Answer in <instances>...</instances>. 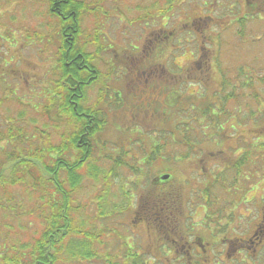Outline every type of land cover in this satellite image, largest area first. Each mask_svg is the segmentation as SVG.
Instances as JSON below:
<instances>
[{
    "label": "rangeland",
    "instance_id": "obj_1",
    "mask_svg": "<svg viewBox=\"0 0 264 264\" xmlns=\"http://www.w3.org/2000/svg\"><path fill=\"white\" fill-rule=\"evenodd\" d=\"M86 1L90 3L93 0ZM203 1L213 3L214 0H100L102 5L101 12L92 13L84 21V28L87 30L89 39L93 40L95 38L94 34L99 33V47L104 50L98 59L103 82L100 86L95 85L90 88L88 93L89 103L97 101L101 95V87H105L106 91L111 88L110 93L107 95L102 91L104 95L102 108L109 113L114 121L121 122L125 131L128 128L133 130L135 123L145 126L146 131H154L153 135L155 136L162 134L160 131L168 130L166 128L162 129L160 126L154 127L157 124L156 119L148 121L139 114L134 116V113L128 107L132 104L129 100L130 95L138 94L139 89L148 90L149 92L151 88L146 87L147 84L153 88L156 84H161V87L164 83L163 79H161L162 82L158 79L160 78L159 70L152 75L143 72L142 67L144 65H153L152 61L148 59H136L134 61L132 59L136 51L137 55L141 57V54H139V52L141 53L140 49L143 50L145 47V51L147 50L149 36L158 33L162 29L168 30L167 33L170 31L174 33L175 30H179L180 36L178 38L174 36L172 40L170 39L169 42L172 45L169 47L172 46L174 48V43L178 39H181V45H177L180 48L175 53L168 48H164L157 53L156 57L162 58L173 53L168 61L172 67L176 64L177 66H188L191 69L187 78L191 83L185 82L188 84L183 88L172 87V91L168 95L167 105L169 108H164L163 112L173 118L172 120L178 121L179 117H181L179 116L181 111L179 106L172 105L173 98L178 95L184 97L183 93L186 97H191L189 95H200V100L204 104H214L217 109L222 100L221 96L226 97L234 92H239V98L242 101H249L248 109H246V106L241 109L239 102L228 101L227 105L230 107V116L228 115V118L230 120L224 124L227 129L222 125L217 127L203 126L201 128L202 133L207 136L210 146L196 149V152L189 157L184 154L191 152V149H188L187 146L176 145L171 140V137H167V134H165L166 139L160 140V144L164 146L162 154L165 158L163 162L165 165H149V167L144 168L145 171L143 173L136 175L130 172L131 169L128 167H123V165L114 166L105 160L104 169H101L102 172L108 175V170L114 169V177L109 176L110 179H108V176L100 174L99 184H97L96 188L93 187V181L87 180L79 196L84 206L82 209L85 212L83 217L89 228L96 229V227L114 224L115 226L128 228V236H131L130 231H137L138 226L143 227L140 233L146 237L147 233L144 227L146 223L141 220L135 226L133 225L132 217L135 213L142 214L159 211L165 201L162 199L159 202L161 191L152 190L153 178L165 173L172 174L173 180L168 184L169 189H165L166 185L159 186V188H162L163 193H165L164 191L174 192L176 200L171 196L169 197L175 201L173 210L176 213L180 211L181 214L188 211L189 213H203V211L211 213L210 211L214 210L222 216L228 214V219L233 217L234 221H236L233 225L239 226L242 230L243 227L252 226V230L255 228V224L261 216L264 202V182L262 180V173L264 172L261 170V165L253 166L249 161L247 162L248 166L242 165L240 170L237 171L235 170V163L232 166V161L241 155V151H245V148L236 147L239 143L243 147H247V143L251 142L254 136L257 134L259 136L262 135L258 131L264 127V121L261 124L259 121L252 119V115L250 116L248 112L253 107V102H257L256 99L250 100L248 98L253 89H247L243 85L239 86V84L234 86V83H237V77L244 76V74L249 77L264 75V21L257 20L247 26L240 27L241 30H244V32L240 30L243 35L238 32L237 45L234 47L237 49L235 50L236 55L230 56L228 55L229 50H231L229 40L232 36L233 28L223 29L227 27L230 15H223L221 12L209 11V9L202 14ZM45 4V0H0V14L3 16L0 17V21L4 20L6 22L7 15L11 14V25L14 29L12 32L8 31L10 35L0 25V39L6 45L11 44L7 47H0V53L6 57L7 61H10L8 66L16 67L22 73L26 70L28 78L26 84L18 82L15 85L14 82L12 85V88H15L19 95L18 100L24 105L28 103L27 110L24 111L19 102L10 100L5 104H0V116L6 118L5 113L8 111L10 117L7 119H11L10 123L15 122L14 125H16L21 120L22 128L25 131L29 130L28 124L33 119L41 128H44L42 118L34 113L35 108L32 106H35L36 109L42 108L41 105L45 100L44 91H49L50 74L53 72V67L57 65L54 56L56 50L52 44L55 37L54 33L57 32L56 28L53 27V21L56 24V20L46 15ZM152 6H157L165 11L174 6L173 16L170 19L167 18L168 22H166L165 28L158 25L157 20L138 24L136 19H139V16H149L151 13L148 9ZM202 15H213L215 17L211 20V28L204 24V21L208 18L194 20V18ZM186 18H190L189 21ZM190 22L195 23V25H192L193 28L187 26ZM21 24L23 31L17 28ZM201 25L203 30H210L214 38H217L216 34L219 35L218 40L222 42L221 51L217 44H207L210 41H207L203 34L199 32ZM188 29H192V31L189 32L190 30L187 31ZM185 39L189 40V50L183 48ZM93 42H91L90 51L95 46V44H92ZM205 45H208V50L211 51L213 49L215 51L213 54L217 52V55L212 60L211 70L210 64H208L211 54L204 56V58H199V50ZM151 46L148 48L150 51L154 45ZM136 47H139V49ZM191 50L197 51L196 56L191 54ZM146 55H148V52H146ZM197 65H201L203 68L202 74H199V70L194 68ZM208 66L209 69L207 68ZM241 66L244 67V70H242ZM157 67L159 68V65ZM108 72H110L109 77H107ZM218 75L220 78L225 79L223 83H220ZM146 79L149 80L147 83H145ZM121 85L131 89L126 88V91L120 94L122 101L119 100L115 93ZM25 91L27 95L22 94ZM258 92L262 96L261 102L264 103V81L258 83ZM261 106H263L262 103L252 109L263 114ZM155 108L156 106H154ZM213 112H216V110L214 109ZM187 115L182 116V119L188 121ZM144 120L146 121L144 122ZM260 125L261 127L259 128ZM18 126L19 124L14 128L11 125L10 129L14 128L15 132ZM224 132L228 135L227 142H222V140L218 139L222 138ZM114 133L116 138H111V141L116 146L127 145L133 151H135V148L142 146L140 142H137L133 147L134 143L130 136L126 134L122 136L120 134V137L117 138L116 132ZM2 144L4 145V142ZM263 151L261 149L258 150V154L263 153ZM123 156L124 153L121 154V157ZM126 159L132 160L128 157ZM230 163L232 170H226V166L230 165ZM212 172L215 174V178L212 177ZM213 179L215 183H218L216 187L213 188L211 185L210 190L204 192V189H206L205 180L213 182ZM224 179L225 181L223 182ZM222 184H225V187ZM177 185L180 187L179 191H176L178 190ZM207 194L211 200L214 199L213 196L215 194L220 198V201L213 205V210L206 204ZM101 195H105L103 199L99 198ZM164 195L162 194V196ZM155 201H157L156 205ZM106 210L109 213L108 218L103 213ZM195 219L200 220L201 216ZM220 220L223 222L224 218ZM30 222H32L31 225H29ZM21 223L25 224L24 228L21 229L23 233H20L21 231L16 233L18 231L17 227ZM13 224L17 227L10 230L8 227L0 226L2 232L0 239L3 238V232L9 230L8 232H11L7 236L12 238V245L24 244L40 227L36 217H30L26 213L24 216L15 219ZM104 237L106 238L105 235ZM135 242L143 243L141 239ZM113 245L117 247V243H113ZM96 264L101 263L97 262Z\"/></svg>",
    "mask_w": 264,
    "mask_h": 264
},
{
    "label": "trees",
    "instance_id": "obj_2",
    "mask_svg": "<svg viewBox=\"0 0 264 264\" xmlns=\"http://www.w3.org/2000/svg\"><path fill=\"white\" fill-rule=\"evenodd\" d=\"M45 6L46 15L56 20V24L53 21V27L57 32L54 33L52 44L56 50L54 56L57 65L50 74L49 91H44L45 100L41 105L42 108L36 109L32 106L35 108L34 113L42 118L44 128H41L34 119L29 122L28 131L22 128L21 120L16 124L19 126L15 132L16 125L15 122L10 123L11 120H6L0 126V142L5 140V145L0 146V226L8 227L9 230L14 229L17 227L13 224L14 220L26 213L30 217L35 216L40 227L24 244L13 245L12 238L7 236L11 231L5 230L3 238L0 239L2 243L0 264H96L97 262L121 264L116 253L106 252L107 245L124 244L121 243L119 239L121 236L119 237V233L114 229L116 226L107 224L94 229L86 224L83 217L85 212L82 210L84 206L79 198L84 183L91 180L94 182L93 187H96L99 184L100 174L108 176V179L114 177V169H109L108 175L102 172L105 160L114 166L128 167L131 169L130 172L136 175L143 173L144 168L149 165H165L162 154L164 146L160 144V140L166 139V136H170L176 145L193 149L208 147L210 146L208 138L203 135L201 128L220 125L226 128L224 124L229 121L226 118L230 110L228 101L239 102L241 107L246 106V109L249 101H242L239 92H234L226 97L221 96L222 100L217 109L214 104H204L199 96L178 95L173 98L172 105L181 109L179 116L188 114V121L181 117L178 121L172 120L173 118L164 113L163 109L169 108L168 95L172 87H183L184 82L181 75L175 77L161 75L158 78L161 82V79L164 81L161 87V84H156L153 88L147 84L146 87L151 90L148 92L139 89L138 94L130 95L129 100L132 104L128 107L134 116L139 114L148 121L156 119L157 124L154 127L160 126L168 130L160 131L162 134L155 136L154 131H146L145 126L135 123L133 130L128 128L125 131L123 124L114 121L102 108L104 97L102 91L107 95L111 88L106 91L105 87H101V95L97 101L89 103L90 88L95 85L100 86L103 82L98 59L104 50L99 47V33L94 34L93 40L89 39L84 21L92 13L101 12L100 0H93L90 3L86 0H46ZM6 22L2 21L3 27L12 22V17L7 15ZM177 32L178 30L174 31L173 37ZM237 41L233 34L229 40L231 50L228 55H236L237 49L234 47ZM91 42L95 44L92 51H90ZM215 43L220 46L221 51L222 42L221 45L219 41ZM213 53H209L210 66ZM153 59V57L148 58L150 61ZM241 67L244 70L243 66ZM194 68L199 70V74L203 73L202 67ZM207 68L209 69V66ZM148 81L146 79L145 83ZM236 81L239 86L253 89L248 96L250 100L257 101L253 102V107L263 104L262 108L260 107L263 114L252 109L253 107L248 111L252 119L263 124L264 103L261 102L258 83L264 81V75L249 77L244 74L237 77ZM126 88L130 89L121 85L117 90L124 93ZM115 93L119 97L118 91ZM214 109L216 112H213ZM11 125L14 128L10 129ZM114 132L117 138L120 134L130 136L134 143L133 147L137 142L142 146L135 148L136 152L127 145L116 146L111 141V138H116ZM225 132L222 138H218L222 142L228 140ZM258 132L263 136H259ZM258 132L256 133L258 136H254L251 142L247 143V147H244L245 151H241V155L232 161V166L235 163V170L239 171L242 165L248 166V161L253 166L261 165L262 170L264 151L258 154V150H264V127ZM239 144L238 147L243 146ZM122 153H124L123 157H121ZM127 157L132 160H127ZM227 167V170L232 169L231 163ZM103 196L105 195L99 198L103 199ZM156 203L157 201L155 205ZM103 213L108 218L107 210ZM152 213L155 212L149 214ZM139 214L135 213V216L139 218ZM9 216L11 221L10 218H6ZM31 224L32 222L29 223ZM24 226L25 224L21 223L16 233L19 231L23 233L21 229ZM112 231L113 237L116 238L113 242L103 238Z\"/></svg>",
    "mask_w": 264,
    "mask_h": 264
},
{
    "label": "flooded vegetation",
    "instance_id": "obj_3",
    "mask_svg": "<svg viewBox=\"0 0 264 264\" xmlns=\"http://www.w3.org/2000/svg\"><path fill=\"white\" fill-rule=\"evenodd\" d=\"M208 9L221 12L223 15H230L226 26L237 29L242 26L243 22L247 26L255 15H264V0H214L213 3L204 1L202 14ZM204 18H208L204 24L211 28V20L215 18L213 15L198 16L194 20H204ZM186 19L189 21L190 18ZM162 20H165V24L168 22L166 17ZM188 25H195V23L190 22ZM164 31L151 34L148 38V47H152L151 45L155 47L157 42L167 45L173 32L166 34ZM199 32L207 41L215 43L211 31L203 30L201 25ZM216 35L218 38L219 35ZM3 46L5 45L0 41V47ZM200 51L199 58L208 56L210 52L213 53L204 46ZM0 58H2L0 61V104H2L3 99L8 101L13 98L18 99L17 90L12 88V85L14 82L15 85L18 82L26 84L28 78L26 70L22 73L16 67L8 66L10 61H7L5 56L0 54ZM155 67L150 66L149 68L153 71ZM142 69L144 72L145 69ZM181 69L184 74L189 71L188 66ZM165 73H168L166 69ZM22 94L27 95V92ZM5 115L7 118L10 113L6 111ZM155 182L164 181L158 178ZM139 215V218L133 216V225L144 219L147 236L141 235L143 227L137 226V231L131 230V236L126 239L128 248H135L130 252V258L134 262L143 264H264V202L261 216L253 230L252 226L243 227V230L239 226H234L236 221L233 217L228 219V214L222 216L220 213L203 211V213L187 212L183 217H179L168 209ZM198 216H201L200 220L195 219ZM221 218H224L223 222ZM138 239H141L143 243L136 242L135 247V241Z\"/></svg>",
    "mask_w": 264,
    "mask_h": 264
},
{
    "label": "water",
    "instance_id": "obj_4",
    "mask_svg": "<svg viewBox=\"0 0 264 264\" xmlns=\"http://www.w3.org/2000/svg\"><path fill=\"white\" fill-rule=\"evenodd\" d=\"M168 177H169V175H164L163 177H162V179H168Z\"/></svg>",
    "mask_w": 264,
    "mask_h": 264
}]
</instances>
